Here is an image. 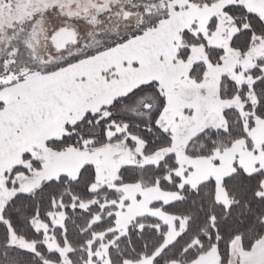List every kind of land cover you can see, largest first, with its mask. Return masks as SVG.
I'll use <instances>...</instances> for the list:
<instances>
[{"label": "snow or ice", "instance_id": "6c2138e0", "mask_svg": "<svg viewBox=\"0 0 264 264\" xmlns=\"http://www.w3.org/2000/svg\"><path fill=\"white\" fill-rule=\"evenodd\" d=\"M0 264H264V0H0Z\"/></svg>", "mask_w": 264, "mask_h": 264}]
</instances>
